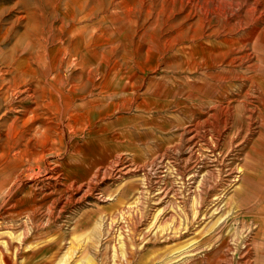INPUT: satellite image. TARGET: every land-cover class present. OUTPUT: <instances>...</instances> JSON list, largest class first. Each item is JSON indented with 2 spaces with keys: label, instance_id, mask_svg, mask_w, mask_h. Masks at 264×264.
Wrapping results in <instances>:
<instances>
[{
  "label": "rangeland",
  "instance_id": "obj_1",
  "mask_svg": "<svg viewBox=\"0 0 264 264\" xmlns=\"http://www.w3.org/2000/svg\"><path fill=\"white\" fill-rule=\"evenodd\" d=\"M122 1L88 0L80 7L72 0H0V85L1 78L8 77L9 65L18 66L16 56L36 55L46 47L40 38L43 33L52 32L45 53L57 54L62 49L70 36L68 31L60 34L67 13L74 32L87 28L90 35L100 28L112 29L113 37L101 49H118L108 53L107 70L116 64L117 74L132 71L150 79V85H158L155 93L140 90L133 96L122 94L125 110L94 116L91 131L87 129L77 139L97 143V151L91 154L92 170L110 167L118 153L133 161V172L108 180L101 191L84 201L63 210L58 208L57 221H43L13 260L18 264H59L64 257V264H264V116L260 114L264 99L261 104L257 100L260 93L251 86L255 75H264V68L258 70L254 54L260 49L264 52V38L260 36L257 41L259 32L264 31V0H244V7L235 5L219 17L213 11L217 0H210L207 18L191 6V2L204 0L179 1L183 7L169 17L170 24L155 32L162 46L176 29L190 28L196 22L203 23L198 42L212 44L233 37L247 44L243 51L235 50L215 67L198 73L188 68L186 71L181 60L175 58L180 55L179 46H190L188 41L176 48L160 47L155 52L156 63L136 54L139 43L145 40L140 36L152 28L158 11L155 9L149 18L145 12L135 14L137 26L127 28ZM250 6L257 8V15L263 12L262 19L255 24L246 19L244 28L227 27L239 16L245 17ZM26 14L41 28L42 35L33 32L31 21L20 19ZM72 69L66 60L63 70L72 73ZM199 82L204 88H200V96L193 98L190 93ZM180 87L186 88V94L177 92ZM198 107L201 110H196ZM7 122L0 120L2 144ZM192 128L190 139L192 135L186 130ZM115 134L119 139H111ZM56 155L50 153L47 157L51 160ZM189 173L197 174L195 181L187 179ZM238 175L243 178L239 183L233 181ZM242 182L245 194L239 193ZM164 188L167 194L161 192ZM103 191L106 197L119 196L120 201L102 199ZM3 209L0 246L7 241L18 243L16 235L22 229H12L15 222L6 218L8 213ZM115 216L119 219L110 223ZM99 220L106 223L94 228ZM82 223L87 225L77 228ZM119 235L125 241L123 251L119 249Z\"/></svg>",
  "mask_w": 264,
  "mask_h": 264
},
{
  "label": "bare ground",
  "instance_id": "obj_2",
  "mask_svg": "<svg viewBox=\"0 0 264 264\" xmlns=\"http://www.w3.org/2000/svg\"><path fill=\"white\" fill-rule=\"evenodd\" d=\"M72 1L75 2V5L81 7L88 0ZM179 1L181 0H123L120 2L125 15L124 23H122L131 29L137 26L134 20L135 14L145 12L147 18H149L153 17L155 9L158 11L152 28H149L140 36V38L145 37V40L141 41L138 47L136 46V54H141L149 59L151 63H156L154 59L156 57L155 52H158L160 47L163 50L172 47L176 48V46L184 41H188L191 42L190 46H179L177 53L180 55H178L179 57L175 55V58L181 60V64L184 65L185 70L188 68L198 73L204 68L215 67L217 63L226 59L235 50L238 51L240 49L243 51V47L247 46V44L239 42L240 40L236 41L232 39L233 37L223 42L212 44L198 42L203 31L202 22H196L187 29H176L175 34H171L172 36L162 46L155 37V32L163 25L170 24L168 23L169 17L178 11V9H181L180 7H183ZM191 3L193 9L196 11L200 10L203 17H208L210 13V0H204L202 3ZM258 3L260 4V1ZM235 5L244 7V0H230L229 2L217 0V4L213 10L214 14L219 17L225 11L234 8ZM256 9L251 7L246 10L248 11V14L246 13L248 18L246 16H239L236 22L227 23V27L232 29L236 27L244 28L249 19L254 24L257 23L258 20L262 19L264 11L260 15L258 14V16ZM69 16V13L65 14L63 18V30L60 34L63 35L64 31H68L70 36L66 39L62 49L58 50L57 54H52L51 52L45 53L49 46L52 32H47L46 35L43 33L44 36L40 38L47 45L41 53L36 55H25L27 54L25 53L24 55L16 56L15 60H19L18 66L15 67L11 63L8 67L9 71L6 72L8 77L6 79L1 78L0 113H3L0 115V120L8 121V126L5 139L3 140L4 144L1 143L0 139V209L4 208L3 211L8 213L6 218L11 219V222H15V225H11L12 229L22 230L19 234H17L18 231L14 232V234H17L18 243L12 244L10 241H7L0 246V264H18L13 260V256L24 249V245L31 232L38 231L42 227L43 221L50 224L57 221L56 213L58 212V208L61 207L63 210V208L75 202L84 201L95 192L101 191V186L108 180L119 179L122 175L133 172V161L131 162L124 156L118 155L117 151L110 167H105V169L99 167L92 170L91 154L97 151V143L90 139L83 142L77 139L78 137L81 138L80 135L87 129H89L88 132L91 131L94 116L103 117L108 112H113L116 109L125 110L126 103L120 98L122 94L132 93L133 96V93H137L140 90H144L146 93H155L158 88V85L154 86L152 84L153 82L150 85L151 80L142 74H136L132 71L117 74L114 72L116 64L114 68L112 67L113 69L107 70L105 68L108 63L107 55L113 52L115 48L111 47L108 52H104L101 49L107 45V39L113 37L110 33L112 29L100 28L98 30V28L97 33L90 35H87V28H80L77 32H74V26L70 24L71 20H69ZM20 19L31 21L33 32L42 35L41 28L32 21L30 14L24 15ZM67 27L70 30H67ZM260 36L264 38V31L259 32L257 41ZM254 54L257 58L258 70L263 69V50H256ZM249 56L246 55L247 58ZM66 60L70 61L71 67H73L72 73H67L63 70V64ZM57 66L59 68L55 71ZM203 85V83H197L196 90L191 92L190 95L193 98L200 96V88H204ZM251 86L260 93L257 100L262 101L264 99V75L259 73L255 75ZM185 90V87L177 88V92L179 93L186 94ZM117 97H119L118 101L115 102V98ZM261 104H263V101ZM262 106L263 109L260 110L262 112L260 114L264 116V104ZM198 109L200 108H196V110ZM224 109L228 110L229 108L224 107ZM263 121L264 118L262 119ZM186 131L189 135H192L190 133H193L194 130L192 128ZM192 137L193 135L190 139ZM117 138L119 139L118 134L111 136L113 140ZM50 153H56L57 155L49 160L47 156ZM29 173L32 174L30 175ZM28 174L29 177H27ZM189 174L191 175L187 179L195 181L197 174ZM234 177V182L239 183L241 179L243 180L239 175ZM240 186L242 191L239 193H244L246 191L244 189L245 182H242ZM24 192L26 193L24 194ZM161 192L167 194V189L164 188ZM100 197L106 201L110 198L113 201H120L119 196L110 195L106 197L105 191H103ZM218 204L220 205L221 203L218 202ZM129 211L130 209L127 208L126 212ZM121 216H123V213ZM117 218L119 219L118 216H115L111 219L110 223H114ZM104 223L106 222L99 220L93 226L94 228L95 226L96 228H101ZM86 225L87 223H82L77 228ZM119 237V249L123 251L125 241H122L120 235ZM64 263L65 257L62 258L59 264Z\"/></svg>",
  "mask_w": 264,
  "mask_h": 264
}]
</instances>
